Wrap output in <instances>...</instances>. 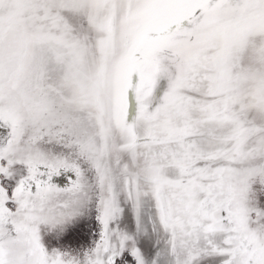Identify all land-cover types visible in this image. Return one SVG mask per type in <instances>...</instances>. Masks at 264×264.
<instances>
[{
    "label": "snow or ice",
    "instance_id": "6c2138e0",
    "mask_svg": "<svg viewBox=\"0 0 264 264\" xmlns=\"http://www.w3.org/2000/svg\"><path fill=\"white\" fill-rule=\"evenodd\" d=\"M0 264H264V0H0Z\"/></svg>",
    "mask_w": 264,
    "mask_h": 264
}]
</instances>
